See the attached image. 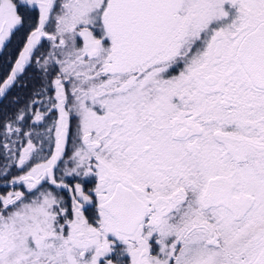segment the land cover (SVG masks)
<instances>
[{
	"label": "snow or ice",
	"instance_id": "snow-or-ice-1",
	"mask_svg": "<svg viewBox=\"0 0 264 264\" xmlns=\"http://www.w3.org/2000/svg\"><path fill=\"white\" fill-rule=\"evenodd\" d=\"M0 264H264V0H0Z\"/></svg>",
	"mask_w": 264,
	"mask_h": 264
}]
</instances>
